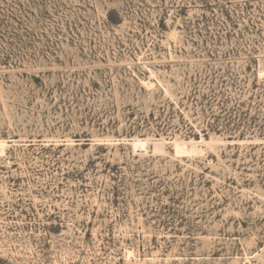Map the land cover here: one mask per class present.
<instances>
[{"label": "rangeland", "instance_id": "1", "mask_svg": "<svg viewBox=\"0 0 264 264\" xmlns=\"http://www.w3.org/2000/svg\"><path fill=\"white\" fill-rule=\"evenodd\" d=\"M0 264H264V0H0Z\"/></svg>", "mask_w": 264, "mask_h": 264}, {"label": "bare ground", "instance_id": "2", "mask_svg": "<svg viewBox=\"0 0 264 264\" xmlns=\"http://www.w3.org/2000/svg\"><path fill=\"white\" fill-rule=\"evenodd\" d=\"M143 83H145L144 85H149V82H143Z\"/></svg>", "mask_w": 264, "mask_h": 264}]
</instances>
